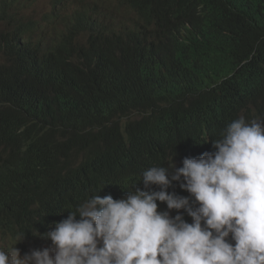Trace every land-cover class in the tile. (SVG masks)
Returning <instances> with one entry per match:
<instances>
[{
	"label": "trees",
	"instance_id": "1",
	"mask_svg": "<svg viewBox=\"0 0 264 264\" xmlns=\"http://www.w3.org/2000/svg\"><path fill=\"white\" fill-rule=\"evenodd\" d=\"M51 6L29 24L0 0V250L22 255L92 197L144 190L145 170L213 151L241 116L264 120V0Z\"/></svg>",
	"mask_w": 264,
	"mask_h": 264
},
{
	"label": "clouds",
	"instance_id": "2",
	"mask_svg": "<svg viewBox=\"0 0 264 264\" xmlns=\"http://www.w3.org/2000/svg\"><path fill=\"white\" fill-rule=\"evenodd\" d=\"M51 5L38 18L21 17L42 22ZM116 16L136 17L130 8ZM7 28L0 18V33ZM220 137L213 151L185 157L182 167L174 156L168 167L145 170L144 190L87 200L45 234L50 249L0 250V264H264V120L241 116ZM173 182L190 195L169 194Z\"/></svg>",
	"mask_w": 264,
	"mask_h": 264
},
{
	"label": "rangeland",
	"instance_id": "3",
	"mask_svg": "<svg viewBox=\"0 0 264 264\" xmlns=\"http://www.w3.org/2000/svg\"><path fill=\"white\" fill-rule=\"evenodd\" d=\"M11 2H15L17 4H19V6H24L25 8L20 10V8L18 9V13L17 14H21V16L23 17H28V18H38L39 16L43 15L45 12H47L50 8L51 5V0H10ZM1 56H0V60H1ZM167 209H158V211H166ZM177 214H184L183 210H171L170 211V215L172 217H175ZM189 223L192 222L191 221H187ZM234 243V242H233ZM52 242L50 241L47 248H51ZM54 255V253H53Z\"/></svg>",
	"mask_w": 264,
	"mask_h": 264
},
{
	"label": "bare ground",
	"instance_id": "4",
	"mask_svg": "<svg viewBox=\"0 0 264 264\" xmlns=\"http://www.w3.org/2000/svg\"><path fill=\"white\" fill-rule=\"evenodd\" d=\"M153 48H154V49H157L158 46H153ZM155 56H156L155 54H154V55H150L149 57H147V59H149L150 57H155ZM147 59H146V60H147Z\"/></svg>",
	"mask_w": 264,
	"mask_h": 264
}]
</instances>
